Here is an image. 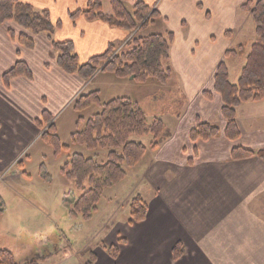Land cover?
Masks as SVG:
<instances>
[{
    "label": "crops",
    "instance_id": "obj_1",
    "mask_svg": "<svg viewBox=\"0 0 264 264\" xmlns=\"http://www.w3.org/2000/svg\"><path fill=\"white\" fill-rule=\"evenodd\" d=\"M20 1L35 9L48 10L52 22L61 24L51 38L57 42L72 41L77 55L84 59L103 55L111 44L120 47L128 39L127 32L100 21L90 22L84 17L70 20V12L76 7L70 10L65 0ZM144 1L158 8L167 24L166 32L174 33L170 64L186 97L184 114L171 138L154 151L156 156L147 168L146 183L150 184L151 194L149 199L143 198L149 206L146 221L129 224L130 214L124 215V225L118 224L114 229L113 235L117 236L94 250L92 263L82 261L77 254L65 253V246L49 248L51 253H44L37 246L32 253L41 255L44 264H264V162L256 157L232 160L235 147L264 148V100L237 109L241 137L231 142L224 135L223 102L214 84L215 71L225 52L242 40L243 30L239 35L230 31L245 24L247 18L241 16L248 13L241 11V6L248 0ZM24 33L14 22L0 26V88L9 96L15 93L12 100L16 104H25L26 98L20 99L21 93L17 91L21 85L17 82L32 85L35 80L31 54L46 52L55 61L47 34L30 35L34 47L28 49L20 43ZM233 60H227L230 80L229 63ZM19 61L29 66L31 78L19 76L6 81V73ZM244 64L245 61L241 70ZM76 78L79 88L83 87L85 80ZM238 80L231 82L237 84ZM206 91L210 98L204 96ZM25 106L21 105L23 113ZM45 114L47 111L42 112V117L38 115L36 122L45 125L42 122ZM198 122L218 126L220 135L192 142L190 132ZM109 229L106 225L100 233L105 235ZM178 243L184 253L176 260L173 249ZM109 246L118 249L116 258L108 254ZM9 251L20 264L18 252ZM29 255L26 253V261Z\"/></svg>",
    "mask_w": 264,
    "mask_h": 264
},
{
    "label": "rangeland",
    "instance_id": "obj_2",
    "mask_svg": "<svg viewBox=\"0 0 264 264\" xmlns=\"http://www.w3.org/2000/svg\"><path fill=\"white\" fill-rule=\"evenodd\" d=\"M65 1L69 3L70 10L72 6L76 7L70 14L83 9L85 6L82 5L81 8V3L86 5V0ZM126 5L132 10L135 0L127 1ZM103 10L106 14L113 13L108 0H103ZM248 15L241 16L247 18L244 25L242 23L238 29L230 31L239 35L240 30H243L240 35L242 40L239 39L237 46L250 45L256 40L254 23ZM166 29L165 20H159L142 31L141 35H165ZM123 46L120 48L117 45L120 49L124 48ZM52 51L55 53V61L53 55L47 56L46 52L31 54L35 80L31 82L32 85L17 82L21 85L17 93H21L20 99L26 97L25 104L14 103L12 99L15 98V93L9 96L8 92L0 88V198L4 203V215L0 218V248L16 250L17 262L20 264H25L26 253L30 254L29 261L36 257L32 252L37 246H40L44 253H51L49 248L65 246V253L77 254L82 261L91 262L94 250L103 247L105 242L114 240L117 236L113 235L114 229L118 224H123L124 215L129 216L133 199L141 196L146 200L151 194L150 184L146 183V174L156 153L149 148L140 164L135 168H126L127 175L120 184L104 190L97 205L98 210L90 221H85L81 215L73 213L83 191L77 187L74 180L67 178L63 168L76 154L92 158L99 164L107 162L108 157L106 150L91 151L72 141V135L83 130L86 122L101 112V108L96 105L77 110V99L94 91L100 92L103 104L117 98H130L139 103L150 119L161 117L173 133L180 118L164 112L173 111L172 103L176 99H183L184 95L180 84L176 82V75L171 76L169 83L164 85L154 79L146 82L130 78L118 79L110 72H104L96 76V80L85 81L84 86L79 88L76 78L78 75L63 72L57 65L58 53L54 49ZM75 53L77 54L76 49ZM88 59L79 56L80 63H85ZM241 60L244 62L243 58H238L229 63L232 67L231 80L234 82L241 76ZM42 61L48 64V67L43 66ZM21 105H26L24 113L21 112ZM43 111H47V117L52 119L51 122L56 126V134L62 147L59 153L53 145L42 139L48 125L45 124L44 118L42 122L45 125L37 123L36 119L38 115L42 117ZM183 114L184 112L182 116ZM133 140L146 147L154 141L150 136L134 137ZM65 146L69 149H65ZM106 225H109L110 229L105 235L101 234ZM12 229L16 231L11 233ZM47 243L51 244L50 247L46 246ZM110 247L106 248L109 255ZM82 253L84 255L81 258ZM44 262L45 259H40L41 264Z\"/></svg>",
    "mask_w": 264,
    "mask_h": 264
},
{
    "label": "trees",
    "instance_id": "obj_3",
    "mask_svg": "<svg viewBox=\"0 0 264 264\" xmlns=\"http://www.w3.org/2000/svg\"><path fill=\"white\" fill-rule=\"evenodd\" d=\"M108 1L113 9L112 14L104 13L103 0H86L85 7L70 14V18L75 21L79 17H84L90 22H103L111 28L127 32L129 39L124 46L122 45L124 48L120 49L122 46L119 48L111 44L106 53L92 57L85 63H80L72 41L57 42L51 38L61 24L55 25L52 22L48 10H37L31 4L20 0H0V26L14 22L24 30L20 43L28 49L34 47L30 35L47 34L53 49L58 53V67L63 72L78 75L85 81L94 80L100 73L110 72L118 79L134 77L132 80L140 82L154 79L161 84H168L173 76L170 52L174 33L168 31L165 35H141L142 31L155 25L157 21L164 20L158 8L148 6L144 0H135L134 7L129 10L126 3L130 0ZM241 11L250 15L255 27L256 40L250 45L241 44L227 50L214 75L215 91L220 94L223 102L221 115L226 123L224 135L231 142H237L241 137L237 109L243 104L264 100V0H248L241 6ZM118 48L120 51H117ZM238 58H243L245 64L237 84H233L227 60ZM19 76L27 78L32 76L29 66L22 61L6 73L5 80ZM204 96L210 98V93L206 91ZM182 98L172 103L173 111L165 110L164 113L180 118L186 107V97L183 95ZM92 105L99 106L101 112L90 118L83 130L74 133L72 141L91 151H108L107 162L99 164L92 158L76 154L62 170L67 178L74 180L77 187L83 191L73 213L81 215L85 221H90L97 212V205L104 190L120 184L125 179L126 168H135L149 148L158 149L172 136L161 117L150 119L139 103L130 98H117L103 104L100 92L94 91L79 97L75 108L83 110ZM47 116L45 114L44 119L48 128L42 134V139L53 145L59 153L62 147L56 134V126ZM219 135L218 126L198 122L190 132V139L192 142L207 141ZM148 136L154 139L149 147L133 140L134 137ZM65 149L68 150L69 147L65 146ZM254 157L264 162V148L250 150L235 147L232 151L233 161ZM148 212L149 206L146 201L137 196L130 203L129 224L143 223ZM3 214L4 203L0 198V218ZM108 251L112 257L118 256L116 247H110ZM183 253L182 244L178 243L173 249L174 258L180 259ZM35 256L25 264H41L40 259L44 258L39 254ZM92 256L94 261L95 257L93 254ZM0 264H17L14 254L7 249H0Z\"/></svg>",
    "mask_w": 264,
    "mask_h": 264
},
{
    "label": "water",
    "instance_id": "obj_4",
    "mask_svg": "<svg viewBox=\"0 0 264 264\" xmlns=\"http://www.w3.org/2000/svg\"><path fill=\"white\" fill-rule=\"evenodd\" d=\"M132 79H134V77H132Z\"/></svg>",
    "mask_w": 264,
    "mask_h": 264
}]
</instances>
